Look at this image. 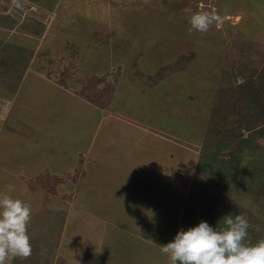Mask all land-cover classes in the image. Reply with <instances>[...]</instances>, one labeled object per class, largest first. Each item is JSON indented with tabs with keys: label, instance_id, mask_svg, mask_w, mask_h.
<instances>
[{
	"label": "rangeland",
	"instance_id": "374dc122",
	"mask_svg": "<svg viewBox=\"0 0 264 264\" xmlns=\"http://www.w3.org/2000/svg\"><path fill=\"white\" fill-rule=\"evenodd\" d=\"M19 3L0 0V153L41 149L46 196L24 195L32 254L11 264H169L179 230L238 214L264 239V0ZM196 12L220 22L189 35Z\"/></svg>",
	"mask_w": 264,
	"mask_h": 264
},
{
	"label": "clouds",
	"instance_id": "9594fccd",
	"mask_svg": "<svg viewBox=\"0 0 264 264\" xmlns=\"http://www.w3.org/2000/svg\"><path fill=\"white\" fill-rule=\"evenodd\" d=\"M22 7L19 0H13ZM189 35L193 31L207 32L220 17L209 12L193 13L189 19ZM32 209L24 201L0 194V264H11L16 258L27 259L32 246L27 226ZM223 227L213 228L206 221L187 230L181 229L174 239L159 246L169 258V264H264V239L246 242L252 225L238 214L223 219ZM259 231V226H256Z\"/></svg>",
	"mask_w": 264,
	"mask_h": 264
},
{
	"label": "crops",
	"instance_id": "0c3cea01",
	"mask_svg": "<svg viewBox=\"0 0 264 264\" xmlns=\"http://www.w3.org/2000/svg\"><path fill=\"white\" fill-rule=\"evenodd\" d=\"M13 80V82H14V85H15V87H16V93L15 94H17V93H19V89L22 87V86H24L25 84H24V82H25V79H24V76H15V78H13L12 79ZM44 80H47V79H45L44 78ZM52 87H55V86H57L56 84H54V86L53 85H51ZM0 90H2V87L0 86ZM3 93L4 91H0V93ZM18 95V94H17ZM15 103H17V102H15ZM19 104V103H18ZM3 108V107H2ZM2 108H0V115L2 116V112H3V110H2ZM16 109V112L18 113V114H20L21 116H22V118H23V120H26V117L24 116V114H25V112H24V110H22V108H20V107H16L15 108ZM2 110V111H1ZM10 111H7V113H6V115L9 113ZM5 115V116H6ZM4 116V117H5ZM5 118H7L6 119V121L7 120H9V118H10V121H12V122H14V118L12 117V116H10L9 114H8V116H6ZM5 118H1L2 120L4 119L5 120ZM6 121H4V123L3 124H1L2 123V121H0V138L2 137V135L3 134H5V133H2V129L5 131V128L4 127H2V126H5L6 128H10V125L8 126H6L5 124H6ZM32 121L33 122H35L34 121V117L32 118ZM20 122V121H19ZM19 122H17V123H19ZM24 122V121H23ZM42 125H43V129H49L50 127H51V125L50 124H44V123H41ZM139 124H141V123H139ZM21 126V125H20ZM35 125H33V130H36V127H34ZM141 126H142V128H145V125L144 124H141ZM147 129H150L148 126H147ZM33 130H31V131H33ZM151 131L154 133V130H152L151 129ZM163 132V131H162ZM162 132H157V134H159V135H161V134H163ZM165 133V132H164ZM31 135L32 134H34V136L36 135V132H31L30 133ZM156 134V136H159V135H157ZM167 136H169L167 133H165ZM6 137H7V134H6ZM3 138V137H2ZM1 138V139H2ZM0 139V141H3V140H1ZM178 143V142H177ZM180 143H178V145H179ZM47 146L50 148V143H49V141L47 140ZM39 147H41V146H39ZM196 153V152H195ZM37 154H41V149L39 150V148H38V152H37ZM36 153H34L33 155L35 156V155H37ZM28 155V153H26L25 151H24V153L22 152L21 153V158H22V167L21 168H19L16 164H13L12 165V163H16L15 162V160L14 159H12V161H10V160H6V159H4V156L0 153V188H2V191H3V188H5V192H4V194H7V195H9V196H11V197H13V198H18V199H20V200H22V201H25L26 199V197L24 196L26 193H30V195L31 196H37V195H40V194H43L44 196H46V194L45 193H42V188H40V187H38L37 189H35V183H36V181H29L30 179H37V176H38V174H34V173H27V172H25L26 170H25V164H27V162H28V164H30L29 162H30V160L31 159H33L34 161L33 162H35L36 161V159H35V157L34 156H27ZM27 156V157H26ZM10 163V164H9ZM17 166V167H16ZM50 168H52L53 169V167H50ZM8 173H10V174H8ZM48 176L50 175V173L48 172V174H47ZM30 177V179L29 180H26V177ZM51 176V175H50ZM9 185H12V187H13V191H11V189H8V186ZM30 191H32V192H30ZM18 192V193H17ZM23 198V199H22ZM60 202H63V200H60ZM26 203V202H25ZM64 204L66 205V202H64Z\"/></svg>",
	"mask_w": 264,
	"mask_h": 264
},
{
	"label": "trees",
	"instance_id": "16d2710c",
	"mask_svg": "<svg viewBox=\"0 0 264 264\" xmlns=\"http://www.w3.org/2000/svg\"><path fill=\"white\" fill-rule=\"evenodd\" d=\"M252 84H250V86H251ZM251 87H253V86H251Z\"/></svg>",
	"mask_w": 264,
	"mask_h": 264
}]
</instances>
